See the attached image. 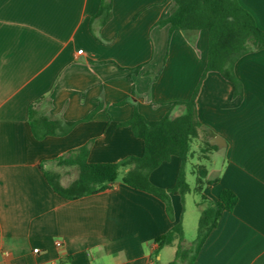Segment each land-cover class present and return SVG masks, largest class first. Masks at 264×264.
I'll return each mask as SVG.
<instances>
[{
    "label": "crops",
    "instance_id": "obj_1",
    "mask_svg": "<svg viewBox=\"0 0 264 264\" xmlns=\"http://www.w3.org/2000/svg\"><path fill=\"white\" fill-rule=\"evenodd\" d=\"M238 1L264 30V0ZM101 2L0 0V264H163L166 246L157 238L183 222L179 194L171 196L170 219L160 198L121 179L68 199L42 169L59 174L66 187L78 166L57 159L87 143L91 163L142 155L144 141L121 123L135 107L149 120L184 113L174 102L190 100L204 74L208 32L170 35L169 25H158L173 0H113L106 22L96 17ZM235 72L241 94L219 74H207L198 113L200 140H210L212 130L226 142L211 154L222 158L209 168L219 180L201 194L216 201L228 188L238 202L192 264H264V49L240 58ZM32 108L76 125L38 139ZM181 166L173 156L150 180L174 188Z\"/></svg>",
    "mask_w": 264,
    "mask_h": 264
},
{
    "label": "trees",
    "instance_id": "obj_2",
    "mask_svg": "<svg viewBox=\"0 0 264 264\" xmlns=\"http://www.w3.org/2000/svg\"><path fill=\"white\" fill-rule=\"evenodd\" d=\"M112 1L101 2L96 17H100L103 22L111 17ZM173 1L174 10L158 22V25H169L170 35L175 30L204 29L208 32V59L204 74L190 100L174 102L183 105L185 112L177 116L167 114L159 120H149L135 107L132 117L121 125L129 126L133 134L144 141V153L140 156H127L118 162L91 163L88 161L90 143H87L57 159L60 165L78 166L77 178L66 187L60 184L59 174L42 166L47 180L62 197L73 199L110 188L119 179L120 171L125 169L121 181L160 198L166 205L168 216L173 219L172 194H179L184 198L191 191L187 181L188 164L192 165L191 173L196 175L195 189L199 193H202L206 185H212L219 180L203 162L211 161V154L218 147L210 144L209 139L200 140L203 124L198 113L199 93L207 74L217 73L233 84L235 94H241L243 84L236 75V64L244 55L264 49V30L238 0ZM140 68L138 66L136 70ZM30 122L38 139L47 135L66 134L76 125V122L66 121L62 117L53 118L33 108L30 110ZM205 133L208 137L206 129ZM173 156L181 158L182 166L175 187L164 189L151 182L150 173ZM195 159L199 163H193ZM201 195L207 205L199 218L197 237L190 247L179 248L175 259L168 264H177L178 259L192 264L211 232L217 227L222 214L232 211L238 202L237 194L228 188L221 190L216 201ZM157 241L161 248L173 245L175 241L183 242L182 222L172 226Z\"/></svg>",
    "mask_w": 264,
    "mask_h": 264
},
{
    "label": "rangeland",
    "instance_id": "obj_3",
    "mask_svg": "<svg viewBox=\"0 0 264 264\" xmlns=\"http://www.w3.org/2000/svg\"><path fill=\"white\" fill-rule=\"evenodd\" d=\"M222 158L219 154H215L211 161H203L204 164L211 167H219L221 165ZM199 163L198 159L193 160V163ZM192 165L188 164L187 170V181L191 186V191L185 195L184 201V213H183V226H184V241L179 242L175 241L172 246H166L163 250V260L161 263L166 264L167 262L174 259L177 250L180 248H188L190 247L196 237L198 230V222L199 218L202 214V211L206 207V202L202 200V195L199 193L196 188V175L191 173ZM124 170L122 169L119 174V179L122 178L124 174ZM206 187L203 189L205 190ZM183 264H186L184 262Z\"/></svg>",
    "mask_w": 264,
    "mask_h": 264
},
{
    "label": "water",
    "instance_id": "obj_4",
    "mask_svg": "<svg viewBox=\"0 0 264 264\" xmlns=\"http://www.w3.org/2000/svg\"><path fill=\"white\" fill-rule=\"evenodd\" d=\"M208 133H209V136H210V140H209L210 144L216 145V146H218L220 148L226 146V142L221 136L217 135L212 130H209Z\"/></svg>",
    "mask_w": 264,
    "mask_h": 264
},
{
    "label": "built area",
    "instance_id": "obj_5",
    "mask_svg": "<svg viewBox=\"0 0 264 264\" xmlns=\"http://www.w3.org/2000/svg\"><path fill=\"white\" fill-rule=\"evenodd\" d=\"M78 52L81 53L82 50H79ZM56 245H57V246H61V245H62V242H61L60 240H57V241H56ZM38 251H39V248H35V249H34V252H38ZM50 264H57V263L54 262V263H50Z\"/></svg>",
    "mask_w": 264,
    "mask_h": 264
}]
</instances>
